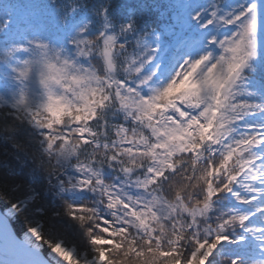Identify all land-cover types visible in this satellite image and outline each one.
I'll return each instance as SVG.
<instances>
[{"label":"trees","instance_id":"1","mask_svg":"<svg viewBox=\"0 0 264 264\" xmlns=\"http://www.w3.org/2000/svg\"><path fill=\"white\" fill-rule=\"evenodd\" d=\"M115 159L156 194L133 220L116 208L131 212ZM20 175L37 195L11 221L18 236L42 224L48 246L104 264H199L218 239L231 242L219 264H264V214L242 216L264 209V0H0V211L26 198Z\"/></svg>","mask_w":264,"mask_h":264},{"label":"rangeland","instance_id":"2","mask_svg":"<svg viewBox=\"0 0 264 264\" xmlns=\"http://www.w3.org/2000/svg\"><path fill=\"white\" fill-rule=\"evenodd\" d=\"M258 11L253 10L252 12L261 14L262 10L260 11L258 9ZM16 15H18V14L16 13ZM241 66L242 65L238 64L236 68L240 69ZM41 78H42L41 75L39 76V78H35V82H39V80ZM63 82H66V83L68 82L67 81V77H65V80ZM46 83L49 86H51V84H52V87H55L56 86L55 84H61L63 86L62 81H58L55 84L54 83H49V82H46ZM39 85H41L40 82H39ZM137 85L139 87H141V85L139 83H137ZM75 88L76 87L72 86V84H71L69 90L70 91H74ZM93 88L95 90H97L96 89L97 86H94ZM40 89H41V86H40V88L37 89V92H40ZM57 89L60 90V91H64V89H62L61 86H59V88H57ZM46 90L49 91V88H47ZM65 90H66V88H65ZM98 90L100 92V95H102L103 94V91H101V90H103L102 87H100V89H98ZM96 93H97V91H96ZM104 107L111 108V105L110 106H105L104 105ZM214 129H217V130H215L214 133H212V131L208 130V134L210 133V136H212V137L217 139L218 138L217 135L219 133V130H221L219 124H217ZM115 161L118 163V166H119L120 169H115V168L111 167V170L114 171L115 173H117L119 175L118 177L120 179L115 178L114 182L118 183V185L121 186V188H120L121 190L119 192H121L123 194V195H121L122 198L127 203H129L130 206L133 205V204H138L140 202V200H142V201H144V200L145 201H152L156 197L155 192L153 190H150V188H148V189L144 188L142 186V183L139 182L138 179L131 180L132 179L131 176L134 173V171L132 169L125 168L124 166H122L121 162L116 160V159H115ZM70 169H73V170L69 171L71 180H73V181H74V179L78 180L80 177H82L85 174V172L83 170L79 169V168H78V170H76L74 167H72ZM72 172H73V174H72ZM23 179H24V177L21 176V175L20 176H15L14 181H13L15 184H13V185H15V187L17 189H18V186H19L21 189L19 188L20 191L18 193H20V192L21 193H25L24 195L26 196V198H23L22 200H20V202L18 204L14 205L13 207H10L8 209H4V210L0 211V218L6 222V224L8 225V227L12 230V232L14 234H15V232L13 231L12 226H11L12 219L16 216L17 212H19L20 210H23L25 208V206L30 202V200L35 198L36 195H37V194L31 192L33 186H30V182L25 183V182H23ZM5 182H9V181H5ZM114 188L117 189L115 186H114ZM205 196H206V199L209 202V200L211 199V195L206 193ZM156 201H159V200H156ZM125 205H127V204L124 203V201L123 202L120 201L119 205L116 203V208L119 209V210H123L124 209L125 212H127V214L130 213L129 217L127 215L126 216H127V218L129 220H133L134 219L133 214H135V213L138 214L137 211H134V209L132 208L135 205L131 206V212L129 210L126 211V209L124 208V207H126ZM160 206H161V210H162L163 209V205H160ZM208 206L209 205L203 206L204 209L201 211V213L207 215L208 209H209ZM177 209H178L177 207L170 206V207H167V209H164L163 212H164V215H166L168 217L169 221L174 224V227L176 226V229H179L180 227L183 228L186 225L184 224V226H183V223L185 222V218H182L183 217L182 216L183 215V211H179ZM47 211L48 210H46V215L49 217L50 220L52 219V221H50V222L51 223L54 222L53 218H55V217L57 218V215H58L57 212L56 213L54 212V214H53L52 212H50V211L47 212ZM70 212L72 214H74L73 211H70ZM150 212H152V213L155 212L154 208L149 210V213ZM189 213L190 212L187 211L185 215L189 216L190 215ZM51 214H53V215H51ZM75 214H76V212H75ZM75 214L73 216L71 214L70 215L68 214V215L70 217H74L75 216V218H77L78 216L82 217V214H84V213H82L81 215H75ZM139 215L141 217H143V214L141 212L139 213ZM47 221L49 222L48 219H47ZM91 221H89V222L91 223ZM57 227L64 228V226H60V225H57ZM209 228L210 227H201V228L193 227V230L191 231V236L194 239H196L198 242L204 243L206 241V239L214 238V237L217 236L215 231L213 229H209ZM33 230H37L38 231V239H39V243H40V251L47 258V260L49 261L50 264H58L59 263V256L61 255V253L64 250H73L75 261L86 259V260H94L96 262V261H100L101 260L102 264H104V261L106 259L105 258V254L106 253L104 251L102 253H100V255L98 257L92 256L91 257L92 259H91L90 257L87 258V257L83 256L82 254H78L74 247L65 246L64 244H62L63 243L62 240H58L56 244H54L52 246H48L50 242H48V241L43 242L44 239L42 237V235H43V233H42V224H38V225L26 230L22 235H20V236L17 235V236L20 237V238H23L27 233H30ZM165 232H168V230L164 231L163 233H165ZM217 240L218 239H215L214 242H209V244H206L204 247H201V246L198 247V252L200 253V254L198 253L199 257H200L199 258V264H219V261L221 260V253H222L221 247L222 246L223 247H226V246L228 247L229 244H230L229 243L230 241L227 242V243H223L221 245L220 242H217ZM94 241H95V243L97 245H104L105 246L107 244H112L111 240H101V241H96L94 239L91 240L92 243ZM191 250H192V251H190L191 253L195 252L193 247H192ZM187 252L189 253V251H187ZM130 253L133 254L132 252H130ZM137 264H139V263H137Z\"/></svg>","mask_w":264,"mask_h":264},{"label":"bare ground","instance_id":"3","mask_svg":"<svg viewBox=\"0 0 264 264\" xmlns=\"http://www.w3.org/2000/svg\"><path fill=\"white\" fill-rule=\"evenodd\" d=\"M0 264H50L40 251L38 231L33 230L20 238L0 218ZM58 264H102V261H75L73 250H64Z\"/></svg>","mask_w":264,"mask_h":264},{"label":"water","instance_id":"4","mask_svg":"<svg viewBox=\"0 0 264 264\" xmlns=\"http://www.w3.org/2000/svg\"><path fill=\"white\" fill-rule=\"evenodd\" d=\"M103 56L105 58L104 62H105V65H106L107 72L109 74H112L114 72L113 71L114 68H113L111 56L107 52H104Z\"/></svg>","mask_w":264,"mask_h":264}]
</instances>
